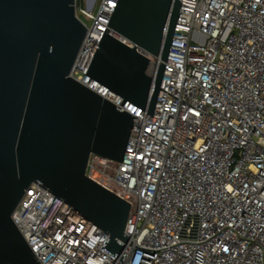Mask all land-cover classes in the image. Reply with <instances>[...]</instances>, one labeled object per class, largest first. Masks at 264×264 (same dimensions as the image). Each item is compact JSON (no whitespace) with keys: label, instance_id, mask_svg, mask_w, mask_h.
Wrapping results in <instances>:
<instances>
[{"label":"built area","instance_id":"obj_1","mask_svg":"<svg viewBox=\"0 0 264 264\" xmlns=\"http://www.w3.org/2000/svg\"><path fill=\"white\" fill-rule=\"evenodd\" d=\"M117 1L75 0L88 32L69 75L134 115L123 159L91 153L85 169L131 203L123 261L38 183L14 222L41 264H264V0H179L152 113L88 73Z\"/></svg>","mask_w":264,"mask_h":264},{"label":"water","instance_id":"obj_2","mask_svg":"<svg viewBox=\"0 0 264 264\" xmlns=\"http://www.w3.org/2000/svg\"><path fill=\"white\" fill-rule=\"evenodd\" d=\"M179 8L118 0L89 75L152 113ZM87 32L75 0H0V264H41L11 216L32 183L106 232L101 247L123 261L131 203L85 169L91 153L123 159L134 115L69 75ZM138 48L160 58L153 74Z\"/></svg>","mask_w":264,"mask_h":264},{"label":"rangeland","instance_id":"obj_3","mask_svg":"<svg viewBox=\"0 0 264 264\" xmlns=\"http://www.w3.org/2000/svg\"><path fill=\"white\" fill-rule=\"evenodd\" d=\"M82 16V15H81ZM82 18H83V16H82ZM86 22H87V20L85 19V18H83ZM148 68H149V65H148ZM147 71H148V69H147Z\"/></svg>","mask_w":264,"mask_h":264}]
</instances>
